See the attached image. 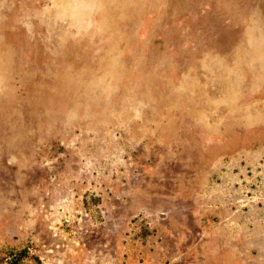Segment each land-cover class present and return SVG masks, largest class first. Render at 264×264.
Returning <instances> with one entry per match:
<instances>
[{
    "label": "rangeland",
    "instance_id": "1",
    "mask_svg": "<svg viewBox=\"0 0 264 264\" xmlns=\"http://www.w3.org/2000/svg\"><path fill=\"white\" fill-rule=\"evenodd\" d=\"M151 173L171 197L141 205ZM1 227L114 264H264V0H0Z\"/></svg>",
    "mask_w": 264,
    "mask_h": 264
},
{
    "label": "crops",
    "instance_id": "2",
    "mask_svg": "<svg viewBox=\"0 0 264 264\" xmlns=\"http://www.w3.org/2000/svg\"><path fill=\"white\" fill-rule=\"evenodd\" d=\"M179 85L181 86V83H179ZM185 119H188V118H185ZM196 122L199 123V121H196ZM137 170H138V168L135 169V171H137ZM154 175H155V173L150 174L151 180H149V181H143V180L133 181V179H130V183L129 184L127 183L126 187L129 190V192L133 195V197L135 198L133 201H136L137 203L144 205V203H148V202H152V203H157V202H161V201L163 202V201H166L168 198L171 197V194H165V193H170V192H162L163 194H161V195L156 194L157 192H155V193L150 192V190L153 187V183H154V180H153ZM124 189H122V190H124ZM215 194L216 193H213V196H212V198H213L212 211H213V216H215V219H217V221H218V228H219L220 224H222L223 222L226 223V222L231 221V219L233 218V216L235 214V211H233V207H230L231 199H228V202H229L227 204L228 207H223L221 205V199L219 197V194L217 196ZM180 196H182V195H180ZM216 198H217V202H216ZM120 200L122 203L125 202L124 199H120ZM200 203H201V201H200ZM124 204H126V203H124ZM123 209H127V206L123 207ZM143 209H144V207L141 208L140 211H142ZM128 211H132V209L128 210ZM136 211H137V209H136ZM244 212H246V211H244ZM113 217L117 218V220H120V222L121 221L123 222L125 215L122 213V209H121L118 213L116 211L115 214H113ZM119 225L123 226L122 224H119ZM98 226L99 225L95 226V225L91 224L88 227V229L93 230L92 233H89V235L87 236L86 240H88V242H91L92 239H94V235L97 236L99 232H102V231H99L101 229H99ZM2 229H4V228L1 227L0 232L4 233L5 230H2ZM119 230H120V228L118 226H116L114 228L115 233H118ZM221 245L219 244L217 247L219 253L221 251H223L225 248L223 243H221ZM88 246H89V244H87V243L81 244L79 247H76V245H67V247H68L67 249L72 250V253L75 254L77 257V258L75 257L76 259H73V258H71V255L68 254L70 251L69 250L65 251L64 248L63 247L60 248L59 245L53 246V248L49 247L48 250H46V248L45 249L43 248V250L41 249L40 251H35V250H31L30 248L27 249L25 246H14L11 243L10 236H7L4 234V239L2 240V243H0V258H1V256L4 258L6 257V259L3 260L2 264H10L12 261L11 259L14 256H19L21 253L26 252V254H28V257L20 260L17 264H23L27 260H30L32 262L33 261L32 259H34V258H36L35 264H114V262H112V261H107L108 260L107 256H105L106 258H104L102 260H101V258L97 259L96 250H94V248H96L95 247L96 244H90L89 248H88ZM246 250L249 251L251 249L249 248ZM226 252H228V251H226ZM61 254H64L65 257H62L64 255H61ZM32 256H35V257H32Z\"/></svg>",
    "mask_w": 264,
    "mask_h": 264
},
{
    "label": "trees",
    "instance_id": "3",
    "mask_svg": "<svg viewBox=\"0 0 264 264\" xmlns=\"http://www.w3.org/2000/svg\"><path fill=\"white\" fill-rule=\"evenodd\" d=\"M28 254L26 252L21 253L19 256H14L10 264H17L20 260L27 258Z\"/></svg>",
    "mask_w": 264,
    "mask_h": 264
}]
</instances>
